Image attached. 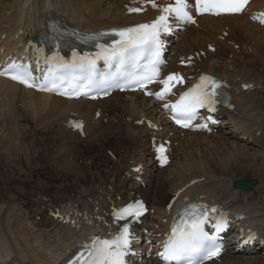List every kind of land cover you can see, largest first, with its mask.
<instances>
[{
    "label": "bare ground",
    "instance_id": "obj_1",
    "mask_svg": "<svg viewBox=\"0 0 264 264\" xmlns=\"http://www.w3.org/2000/svg\"><path fill=\"white\" fill-rule=\"evenodd\" d=\"M130 0H8L7 2L0 1V34H7L10 41H14L16 44L18 40L25 39L26 37H32L38 35L43 31L46 20L49 18H57L64 21L68 25H74L85 30H98L108 26H121L142 21L153 16V12L146 11L144 14L126 15V5ZM264 0H256L255 5H259ZM199 20V26L202 31L189 30L184 36L183 43L176 48V54L183 53L185 49L191 50L195 46H199L202 43L211 39L215 33L222 35L224 31L227 32V37L224 39H230L236 36L237 33L233 32V28L241 29L246 33L244 39V45L248 48H252L253 44H259L264 41V27L256 26L245 20L235 21H223L203 16ZM237 17V16H234ZM21 31V35L18 39H15V35ZM250 33H249V32ZM13 49V47L11 48ZM220 52L215 56L219 58V63L216 68H213L215 72L224 73L226 77L241 76L238 73V68L242 70L244 67H239L235 62L227 59V55L224 54L221 47ZM238 57H244V53L237 51H230ZM253 52L257 53L256 48H253ZM176 54L171 52L169 55L172 62L176 61ZM203 66H209V63L205 60ZM15 89V90H14ZM132 94L131 97H135ZM110 98H107L108 101ZM104 101V100H103ZM114 103L111 111H115V115H107L103 110L102 105L94 102H82L80 100H63L50 95L38 94L31 91H24L22 94L16 92V87L12 84L6 83L0 79V123L4 124L8 121L9 128L12 127L14 120L18 118L23 121L33 120L35 126L38 128L42 125L41 119L45 117L52 123L55 128L51 130L60 134L67 131L68 134H73L72 137H79L76 132H73L67 128V122L69 118L79 117L84 121V133L87 137V144H90L93 139L90 137H103L110 132L109 128H100L101 122L95 120L96 113L100 112V116H104L107 119L115 120L121 115V107L126 115L132 119H141L147 117L159 126H161L160 132H155V135L166 136L169 135V128L166 126L163 119L159 121L155 118V111L157 106L149 100H133L125 99L121 96H115ZM18 104V105H17ZM20 105V106H19ZM20 107V109H19ZM17 119V120H18ZM97 124V130H96ZM1 129L6 126L0 125ZM115 127V126H112ZM29 128V127H28ZM121 130V126L116 127ZM30 129V128H29ZM34 129V126L32 127ZM95 131V132H94ZM125 132L127 135L137 136L139 134H146V136L153 135V130L145 127H135L132 124H125ZM5 133V132H4ZM2 133L1 135L5 136ZM226 134L223 132L216 136L203 135L204 137L221 138ZM4 137L0 136V148L7 154V152H13V155L24 154L28 155L29 150L17 149L19 144L14 141L13 132H9ZM9 135V137H8ZM172 139L173 137L170 136ZM188 139H184L186 143ZM222 143V147L227 151L231 148L238 154L244 156L248 152V148L244 144H235L228 139L219 140ZM182 142V141H181ZM180 142V143H181ZM28 145L32 146L31 143ZM83 143L67 144L58 152V157H62L65 153L70 152L74 154L72 148L79 149ZM180 145V144H179ZM229 145L230 147H225ZM17 149V150H16ZM3 154V153H2ZM191 154V153H190ZM180 155V147L178 146L175 151L174 158L176 159ZM138 157V155H136ZM6 159L10 160L7 156ZM207 158V157H206ZM61 159V158H60ZM87 166L91 165V160L85 161ZM171 165L165 169L160 170L167 171L160 182L156 183V189L161 187L162 191H165V186H170V189L175 187L176 182L184 183L188 177H196L201 174L207 175L208 172H212L209 168L210 164L220 166L219 160H213L208 163L206 160H194L192 157H188L184 154V157L180 161H172ZM18 164V161L16 162ZM15 164V165H16ZM148 164V163H147ZM64 171L76 169L75 165L68 160L64 165ZM11 169H7L10 171ZM55 170V169H54ZM90 173L95 170L92 167L88 168ZM77 179H81L82 185L79 184L72 186L68 193L61 194L60 192H50L49 197L54 201L48 204V208L58 206L66 214L74 219L78 218V213L86 214L88 217H95L101 215V210L108 203L109 198L113 195L114 186L112 182H108L103 176H97L95 179L84 178L83 173L77 172ZM127 179L115 181L116 188L121 187L125 189L127 185ZM107 183L112 185L109 189ZM226 184H221L209 179L208 182H201L189 189L192 194L198 192L206 193L208 197L221 199L223 202L230 206H237L236 208L245 211L249 216L256 218L264 226V217L260 214L264 213V208L258 203L257 197H251L248 194L243 196L242 194H233L227 188ZM130 186H133L131 184ZM248 193V192H246ZM7 198V196H6ZM256 198V199H253ZM33 213L30 209H26L20 205L19 202L11 201L2 205L0 200V264H14L18 262L20 264H54L60 257L64 256L67 251L73 246L75 240L81 237L80 229H71L67 225H58V221H49L46 218L39 222H32ZM40 224L39 227L37 224ZM257 256H232L227 258V264H255L260 263L256 260ZM140 264H157L152 260H146Z\"/></svg>",
    "mask_w": 264,
    "mask_h": 264
},
{
    "label": "snow or ice",
    "instance_id": "obj_2",
    "mask_svg": "<svg viewBox=\"0 0 264 264\" xmlns=\"http://www.w3.org/2000/svg\"><path fill=\"white\" fill-rule=\"evenodd\" d=\"M249 0H196V6L201 13H212L215 15L221 14H237L245 10ZM156 5L153 4V7ZM187 0H176L174 6H168L163 8L164 13L174 14L177 18L183 20H192L189 15ZM131 11H140V9H131ZM168 17L161 15L152 24H141L135 28H129L117 33L121 37L120 47L106 50L105 58H119L124 59L128 56H139L144 51L154 50V55L159 57L160 48V31L163 26V30L167 31L166 26ZM194 23V21H192ZM264 22V21H262ZM156 62H153L152 68L155 69ZM94 65V61H88L85 65H69L68 67L76 68L80 70H88ZM10 78L16 80L27 87H36L39 92L52 91L53 89L46 86H36L29 82L26 73L19 72L15 66H12ZM158 70L153 71L151 74L145 75L143 79L151 83L155 76H158ZM182 82V78L179 76L169 75L165 80L160 81L164 85L162 93H156L158 98H162L163 94L171 91L170 82ZM209 77H201V83L195 85L189 91L185 92L179 99V101L173 105V108L178 113L184 115L185 119H190L196 112L197 108L209 106L211 111H214L212 104L214 103L213 97L216 95V88L219 87L216 81L211 80V86L208 82ZM177 123H180L183 127H187L188 124L183 120L178 119ZM215 123V121H213ZM81 127L80 125H76ZM163 152V148L160 149ZM142 211V205L139 206L135 212L129 210H122L119 214L123 219L125 214L127 215H139ZM204 220L198 217L191 218L190 221H184L181 225H177L172 230V235L169 241L164 246V253L162 256L168 261H180L186 256H190L192 253L203 252V254L211 259L213 256L219 255L220 248H209L204 244V241L208 239L207 234L203 231ZM129 231L127 225H125L120 234L111 240H99L95 238L92 243V250L89 253L92 256L90 264H124V256L129 249Z\"/></svg>",
    "mask_w": 264,
    "mask_h": 264
},
{
    "label": "rangeland",
    "instance_id": "obj_3",
    "mask_svg": "<svg viewBox=\"0 0 264 264\" xmlns=\"http://www.w3.org/2000/svg\"><path fill=\"white\" fill-rule=\"evenodd\" d=\"M257 53H258V51H257ZM19 109H20V107H19ZM17 119L18 118H15L14 120L17 121ZM18 120H20V119H18ZM13 123H12V127H10V128L8 126H11V124H8V121H6V123H4V124L0 123V125L6 126L3 129H1V127H0V136H2L1 134L4 133V132L6 134L9 133V132H11V133L13 132V137L14 136L17 137L18 134H16V132L13 130ZM32 124L34 126L33 134L31 132L25 131L22 127L19 129V132L23 135V137L26 140L21 139L20 140L21 145L19 144V146L17 147V149L29 150V154L28 155H24V154H20L19 153L17 155H13L12 154L13 152H7L8 155H6V153L4 151H2V149L0 148V159H1L0 164H5V163H7V164H16L17 157L18 158L28 157V159L31 158L36 167L41 168L42 171H48L49 174H41V176L39 178L40 182L46 184L48 182V180H49L47 176L50 175V174H52V175L55 174L54 173V166H56V165L57 166L64 165V163H66V160H65L66 158L65 157L68 158L70 156V154L66 153L64 155L65 157H58V152L62 148L59 145V143H56V145L53 146L51 138L48 136V133L44 131L42 125L38 128L37 126H35V123H32ZM122 129H123V127H121V130ZM121 130L119 128H116V127H112L110 129V131H116L117 133H119ZM65 132H67V131H65ZM65 132H63V133H65ZM63 133H61V134H63ZM6 134H5V136L4 135L2 136V137H4L3 139H5V137L7 136ZM8 137H9V135H8ZM29 143H31L32 146L28 145ZM34 144H35L36 147L33 149V147H34L33 145ZM183 144H184V142L182 141L180 143L179 147H181ZM62 145L64 146V144H62ZM219 145H220V143L215 144V146H214L215 148L212 151L208 152L205 157H207L210 161L216 160L218 154H224L226 156L230 155L229 158H231L233 154H236L239 157H245V155L242 156V155L238 154L235 150H233L231 148L227 151L226 149H224L221 146L222 144L220 146ZM225 147H230V146L229 145H225ZM246 147L248 148V151L251 150V148H253L252 149L253 152H255L257 150L254 147H249V146H246ZM202 154H203V152H202ZM4 156H7L10 160L6 159V162H5ZM210 161H208V163H210ZM23 163L26 164V161H23ZM11 167L12 166H9L6 169H11ZM71 169H73V168H71ZM71 169H69L68 171H71ZM64 172H66V171H64ZM244 175H246V174L244 173ZM84 178H85V176H84ZM85 179L90 180L89 178H85ZM77 181L79 182L80 185L83 186L81 179H77ZM253 199H256V198H253ZM39 225L40 224L38 223L37 226L39 227Z\"/></svg>",
    "mask_w": 264,
    "mask_h": 264
}]
</instances>
